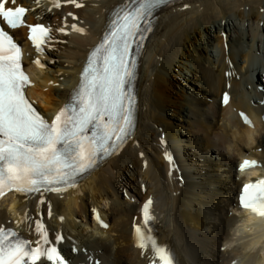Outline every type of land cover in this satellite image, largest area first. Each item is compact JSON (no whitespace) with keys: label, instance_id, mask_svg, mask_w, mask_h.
<instances>
[{"label":"bare ground","instance_id":"obj_1","mask_svg":"<svg viewBox=\"0 0 264 264\" xmlns=\"http://www.w3.org/2000/svg\"><path fill=\"white\" fill-rule=\"evenodd\" d=\"M131 1L77 0L83 6L76 8L59 0L56 8L51 0H17L15 7L29 9L25 25L53 30L42 54L27 26L12 32L27 50L35 83L28 94L49 121L79 85L112 13ZM225 92L232 100L222 107ZM138 103L137 131L116 155L63 194L9 193L0 201V225L36 246L35 221L43 219L53 243L64 237L58 247L68 264H152V251L136 246L134 232L151 199L152 235L176 264H257L259 251L244 253L225 241L239 193L251 182L238 162L264 161V0H184L162 10L142 57ZM241 111L253 125L243 123Z\"/></svg>","mask_w":264,"mask_h":264},{"label":"snow or ice","instance_id":"obj_2","mask_svg":"<svg viewBox=\"0 0 264 264\" xmlns=\"http://www.w3.org/2000/svg\"><path fill=\"white\" fill-rule=\"evenodd\" d=\"M68 2L76 8L83 6L77 0ZM166 2L138 0L135 7L121 6L110 31L91 52L75 95L51 122L26 98L25 89L31 81L22 65V49L0 28V201L9 193L27 197L63 194L77 188L79 177L125 144L134 128L136 97L130 90L136 70L133 46L144 40V33L151 30L149 17ZM16 3L17 0H0V19L14 30L27 26L29 39L42 54L45 44L53 39L51 29L39 24L25 25L28 9L15 7ZM51 3L61 7L59 0ZM73 28L86 34L81 27ZM60 31L68 34L63 28ZM35 63L43 67L39 60ZM229 102L230 96L225 93L223 103L227 106ZM240 115L251 125L247 115ZM161 143L166 147L163 140ZM165 158L174 164L168 151ZM255 167L256 161L244 160L240 171ZM39 203L45 201L41 199ZM152 205L149 199L142 206V226L134 227L136 246L142 252L152 251V264H176L173 253L152 235ZM239 208L264 216V179L243 186ZM48 215L51 216L50 208ZM96 219L102 227H109L98 213ZM34 233L39 237L36 246L0 225V264H68L58 247L63 236H56L53 243L43 219L35 221Z\"/></svg>","mask_w":264,"mask_h":264},{"label":"clouds","instance_id":"obj_3","mask_svg":"<svg viewBox=\"0 0 264 264\" xmlns=\"http://www.w3.org/2000/svg\"><path fill=\"white\" fill-rule=\"evenodd\" d=\"M232 215L235 219L228 229L225 243L229 248L240 247L244 253L259 251L257 264H264V216L241 208L232 209ZM203 231L210 234L212 228L206 225Z\"/></svg>","mask_w":264,"mask_h":264},{"label":"rangeland","instance_id":"obj_4","mask_svg":"<svg viewBox=\"0 0 264 264\" xmlns=\"http://www.w3.org/2000/svg\"><path fill=\"white\" fill-rule=\"evenodd\" d=\"M43 61V63H45V60H42ZM231 216H232V214H231Z\"/></svg>","mask_w":264,"mask_h":264}]
</instances>
